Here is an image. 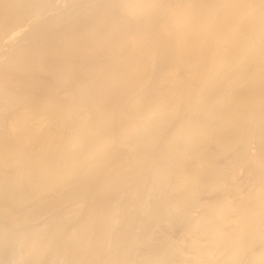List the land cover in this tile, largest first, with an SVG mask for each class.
Wrapping results in <instances>:
<instances>
[{"label":"bare ground","instance_id":"1","mask_svg":"<svg viewBox=\"0 0 264 264\" xmlns=\"http://www.w3.org/2000/svg\"><path fill=\"white\" fill-rule=\"evenodd\" d=\"M175 226L264 264V0H0V264H169Z\"/></svg>","mask_w":264,"mask_h":264},{"label":"rangeland","instance_id":"2","mask_svg":"<svg viewBox=\"0 0 264 264\" xmlns=\"http://www.w3.org/2000/svg\"><path fill=\"white\" fill-rule=\"evenodd\" d=\"M229 167L231 168V172H228L229 174L225 172L220 173L214 180V187L211 191L201 197L202 202L206 205L208 204L215 208L219 204L221 198L226 199L228 195L234 196V193H237L234 189V185L241 186L242 180H245L244 174L246 170L249 171V166L243 169L234 165H229ZM231 204L232 206H237V198H233ZM195 212V218L203 213L200 208ZM195 220H197V218ZM167 234L171 237V239L169 238L167 247L170 251H173L169 264H200L201 261L203 262L204 260L210 262L209 264L220 263V258L217 256L209 260L214 253L209 249L210 247L208 245H210V243L208 240H198L193 236L194 234L184 233L180 226L173 227ZM201 254H203L202 257H200Z\"/></svg>","mask_w":264,"mask_h":264}]
</instances>
